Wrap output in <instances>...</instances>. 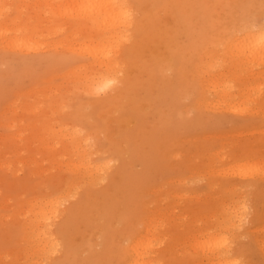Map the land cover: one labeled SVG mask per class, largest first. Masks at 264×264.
I'll use <instances>...</instances> for the list:
<instances>
[{
	"label": "rangeland",
	"instance_id": "obj_1",
	"mask_svg": "<svg viewBox=\"0 0 264 264\" xmlns=\"http://www.w3.org/2000/svg\"><path fill=\"white\" fill-rule=\"evenodd\" d=\"M47 1L2 0L8 27L35 30L38 49L0 47V264H124L149 216L153 264H211L214 233L228 237L233 263L264 264V65L238 41L264 27V0H127L135 24L110 53L113 92L131 87L107 106L91 102L109 90L85 92L98 69L80 52L101 32L81 1ZM219 74L239 111L218 103ZM80 156L110 164L105 178L73 171ZM38 201L52 202L39 225L55 235L52 255L30 249L24 222ZM229 212L242 220L219 230Z\"/></svg>",
	"mask_w": 264,
	"mask_h": 264
},
{
	"label": "bare ground",
	"instance_id": "obj_2",
	"mask_svg": "<svg viewBox=\"0 0 264 264\" xmlns=\"http://www.w3.org/2000/svg\"><path fill=\"white\" fill-rule=\"evenodd\" d=\"M45 1H47V0H45ZM49 1H47V2H49ZM78 1H81V2H78V4L80 3L82 5L83 13L81 15L84 16L85 18H89L90 20H92V22L98 27L99 33L101 32V35L99 36L100 38H95L93 40L92 45L93 44L94 45L93 46L91 45L92 46L91 50H89V48L91 46L87 47L86 50H80L81 54L86 53V54H89L90 56L94 57V61H95V64L97 65V69H98V72L94 73L91 76V78L88 79L86 86H85V92L88 95L94 97L100 91L106 92V90H109V93H107V94L105 93V95L102 99H100L99 101H93L94 100L93 99L91 102L95 105L102 104L104 106H107V105H110L114 101V99H115V101H117L116 98L118 99L119 96L122 97L125 94L126 90L131 87V86L130 87L128 86V85H130L129 82H126V86L122 91H119V92L114 91L113 92L114 87H115L114 83L117 80L119 69L116 66V64H118L117 61L111 57L110 52L112 51L111 46L113 44H115L116 42H117L116 44H118L119 41H121V42L125 41V37H126L125 32L128 31L129 28L135 24L134 23L135 19L133 20V13H132L133 9H131L127 0H78ZM53 4H54V2H53ZM50 5H52V0L50 2ZM56 7H57V5H56ZM80 13H81V10H80ZM7 16L8 15L6 14V10L3 6L2 0H0V47H6L9 45V46H12L11 47L12 50L15 48L16 51H17V49L18 50L24 49L22 51H24L26 53L36 52V49H38V46H33L31 43L32 39H33V37H31V35H34L35 30L31 31L29 26H25L22 24H20L19 26L15 27V28H9L8 23L10 22V20L9 19L6 20ZM137 21H136V23H138ZM147 23H149V22H147ZM142 26H144V25L142 24ZM137 28H138V26H137ZM98 29H96L95 31L97 32ZM153 29L155 30V28H153ZM248 29H247L248 31L246 30L247 33L244 35V37H242V39L238 40V41H241V44L239 46L240 47L239 50L241 52H244V47H245V49H249L250 55L249 56H247V55L243 56V54L242 55L239 54L240 55V57L238 55L239 61H241V62L246 61L247 57L249 58L251 56L252 57L251 62H253L255 59L256 60L259 59L258 62L264 65V54H263L264 53V27H261L260 29L259 28L252 29V28L248 27ZM144 30H145V28H144ZM134 32H135V30H134ZM99 33L97 32V34H99ZM231 41L233 42L234 39ZM231 41H230V43H232ZM95 48L99 49L101 51V53L103 55H105V57L101 56L100 54H98L96 52H93L95 50ZM241 52H239V53H241ZM132 53H134V52H132ZM220 58H221V56H220ZM216 59H218V58H216ZM43 60H45V59H43ZM233 63L234 62L231 63L232 66L236 67L237 64H233ZM211 66L213 67V65H211ZM208 69L210 70V68H208ZM229 72H230L229 69H227V71L224 73V75H221V76L227 77ZM239 72H238V75L241 74V73L239 74ZM233 73H235V71ZM238 75H236L235 77H238V78L243 77L242 74H241V76H238ZM221 76L219 74V77H216L215 79H213V82H211V84L213 86V90L215 91V94L220 99L219 102L217 101L218 98L215 100L219 104L222 102L225 103V102H227V100H229L228 103L232 105L231 107L232 108L234 107V110L239 111L238 109H236V108H238L239 105L232 104V102H231V100H234V97L237 94H232L228 90L229 87L227 88V86L225 85V79L226 78H221ZM244 77L246 78L247 76H244ZM231 79H233L232 76H231ZM208 82H210V81H208ZM208 82L206 84L208 89H207V87L205 88V85H204V88L207 91L208 90L211 91V87L208 84ZM177 86H179V85H177ZM204 88H202V89H204ZM246 89L247 88H245V93H247ZM133 90H134V88H133ZM193 91H194V89H193ZM197 92H198V94L200 93L198 90H197ZM203 93L205 94V92H202V96H204ZM136 94H137V92H136ZM131 95H134V94H131ZM245 95L246 94H244V95L240 94L239 98L244 97ZM199 96H200V94H199ZM135 97H136V95H135ZM175 98H176V96H175ZM205 98L206 97H204V99ZM138 99H139V97H138ZM95 100H98V99H95ZM177 100H179V98ZM198 102L201 104V102L199 100H198ZM173 103H176V101ZM210 104H207V105H210ZM173 105H175V104H173ZM202 105H203V103L201 104V106ZM131 106H133V105H131ZM203 106L205 107L206 104H204ZM197 107H199V106H197ZM244 108L245 109L249 108V105L246 104ZM100 116H103V115L101 114ZM123 116H124V114H123ZM137 117L139 118V116H137ZM118 120L122 123L126 122L125 120H123L121 118H118ZM130 126L131 125H129L127 127H130ZM122 127H123L122 129H124L126 126H122ZM47 131L48 132H46V135H48L50 133H55L54 130H48L47 129ZM39 133H40V138H42V136L45 137V135H41V132H39ZM38 135H37V138H39ZM35 136H36V134H35ZM76 136H77L76 133H72L70 135L71 140H74L76 138ZM67 163L68 162H66V165H67ZM69 165L73 167V171L76 170L77 173L80 174L81 176L85 175L86 177H89V182L92 184H95L98 182V178H97L98 175L97 174H101V175H103L102 178H105V176L107 175V170H110V168H109L110 164H107V162L93 164L91 162L90 158L81 157V156H80L79 161L78 160L77 161L72 160L69 162ZM70 166H67V167L71 168ZM71 170H72V168H71ZM104 174H105V176H104ZM51 205H52V202H50V201H38V202H34V203L29 202L28 207H27L29 219H28V223L24 222L25 225L27 224L26 225L27 228L31 231L30 233L32 236L33 245H31L30 249L33 250V248L35 247L39 253H43V254H44V252L48 251V249H50V248L53 250L57 249V248H55L57 245V241L55 239V235L53 234V232L50 231L51 230L50 226H48L49 222L44 223L43 226H39L41 224L42 220L49 218V213L52 211ZM163 215L165 216V214H163ZM25 218H26V216H25ZM224 220L225 221H224L222 227L219 228V230L230 231L232 229L233 225H235L237 220L238 221L242 220V213L239 215H235V214H232L231 212H229L226 214V217L224 218ZM31 224H33V225H31ZM154 229L155 228L153 226L152 216H149L147 218V220L145 221V230H144V233L142 234V236L134 238L131 240V242L129 244L130 253L128 254V259L124 264H153L149 259H150V252H151L153 245H154L153 241L155 240L151 236L154 233ZM23 231H25L24 228H23ZM21 233L19 232V234H21ZM25 233H27V232L25 231ZM25 235L22 236V238H24ZM26 237H27V235H26ZM24 239H26V238H24ZM27 239L30 240L29 237H27ZM204 242L207 244L205 247L204 255H208V254L213 252L215 254V257L217 258V260H213L211 262V264H214L215 262H220L219 264H237V263H233V260L229 259V247L227 246V242H228L227 236L222 235L220 233L210 234V235L206 236V238L204 239ZM51 249L48 251L49 254L52 253V252H50V251H52ZM27 250H28V247H27ZM206 250H207V252H206ZM28 251H30V250H28ZM27 252H25L24 254H26ZM32 264H41V263H39V261H37V262H34Z\"/></svg>",
	"mask_w": 264,
	"mask_h": 264
}]
</instances>
